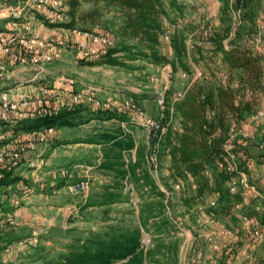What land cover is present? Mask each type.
Here are the masks:
<instances>
[{
	"label": "rangeland",
	"instance_id": "rangeland-1",
	"mask_svg": "<svg viewBox=\"0 0 264 264\" xmlns=\"http://www.w3.org/2000/svg\"><path fill=\"white\" fill-rule=\"evenodd\" d=\"M176 3L182 10L180 12L169 8V13L176 22L166 24L170 32L162 37L163 54L172 56L168 43L171 33L177 28L183 35L190 57L198 51L204 56L210 55L212 43L209 36L225 25L221 1L176 0ZM5 4L9 2L0 0V6H6ZM63 8L65 10L63 18L66 21L67 3ZM38 15L42 19L37 18L31 22L32 34L45 41L44 51L52 56V59L48 63L31 65L17 64L9 57L0 56V62L4 64V69L10 72L12 78L9 84L0 80V101L5 94L9 102L31 103L35 99H42L43 90H48L50 93L45 97L48 103L34 106L42 107V111L38 110L42 114L82 106L86 110L102 111L106 115L87 121L85 120L87 115L83 113L84 121L77 122L78 125L73 128H53L52 134L35 132V135H43L46 143L38 144L36 149L24 154L26 158L21 160L23 165L14 170L15 175L21 176L29 184L21 182L4 193L0 191L2 206H0V264H29L23 259L32 254L33 246L40 243V236L51 229L80 231L93 229L99 233L108 232L106 231L108 226L120 225L125 228L132 221L136 222L143 198H150L152 195L144 186L142 168L157 189L167 198L174 200V207L167 205L165 214L172 219L173 234L179 241L178 264H264V232L258 230L255 224L245 225L240 219V226L232 231L227 229L224 223L214 222L207 217L201 206L196 209L200 211L194 214L195 221L190 218L180 199L182 194L194 189V184L192 180L177 182L169 178V158L161 149L163 137L168 129L172 128L174 133L180 130L179 118L173 112L169 118L165 115L167 98L177 101L187 84L195 81L227 82L228 73L220 57L213 63L210 62L209 68L204 62L196 64L190 59L191 75L180 70L173 72L168 64L153 65L141 60L131 63L133 69L89 65L88 62L95 61L78 56L79 46L83 44L89 49L96 50L99 55L107 48L105 44L94 43L82 34L79 37L69 33V29L49 27L45 22H54L45 14ZM8 24V19L3 21L1 19L0 29L9 30ZM77 30L90 32L79 28ZM91 32L106 38L110 42L109 48L116 43V27L111 16L104 17L100 27ZM256 35H260L264 41V0H250L244 4L242 0L232 9L230 36L239 44L252 49L253 37ZM260 47L262 53L260 55L264 59V47ZM32 68H36V71L42 69L53 71L51 69L54 68L64 70L67 75L60 76L65 79L62 82L48 83L46 86L35 88L33 84L18 80L27 76V72L33 74ZM77 77L81 81H78ZM76 92L84 93L87 99L75 102L72 96ZM91 94L90 101L88 97H91ZM256 104L253 115L247 117L241 126L230 133L232 134L230 138L232 142L246 145L251 155L264 160L263 93L256 95ZM31 106L28 104L25 107V118L30 113L35 115L36 109H32ZM126 117L128 120H124ZM9 118L16 119L15 116ZM135 119L139 120L140 125L136 124ZM0 126V152L7 151L10 146L15 148L14 146L23 144V136L29 134L16 131L17 122L11 125L2 123ZM106 134L117 135L118 140H130L133 145L128 150L111 149L110 154L120 158L109 160L105 158V153L111 146L90 143L75 145L72 140L60 139L74 135ZM51 139L54 140L52 144ZM66 158L69 163L74 160L78 165L71 169L67 167L69 164L53 165L56 161L64 163L63 160ZM26 160H34L35 166L31 168L26 165ZM109 162L113 163L114 167H108ZM250 170L251 176L244 174L245 180L255 184L260 195L249 193V204L245 207L260 210L264 205L260 202L264 203V193L260 191V188L264 190V164L253 161L250 163ZM120 173L124 176L120 177ZM165 181L170 184L172 191L168 190ZM50 182L52 184L48 186L47 183ZM79 183H84L85 188L74 192L71 187ZM1 192L4 195H1ZM109 192L114 195V203L84 208V204L90 201L94 205L102 203L103 197ZM243 215L246 214H240L239 218L244 217ZM142 230L144 232L143 228ZM150 233L144 232L142 243L147 239L151 241ZM73 236L75 232L66 235L68 240ZM44 243L49 249H53L52 251L63 248V245L55 244L49 239ZM150 244L142 245L147 250Z\"/></svg>",
	"mask_w": 264,
	"mask_h": 264
},
{
	"label": "trees",
	"instance_id": "trees-1",
	"mask_svg": "<svg viewBox=\"0 0 264 264\" xmlns=\"http://www.w3.org/2000/svg\"><path fill=\"white\" fill-rule=\"evenodd\" d=\"M220 1L225 25L209 36L212 48L208 56L198 51L190 57L183 35L177 28L171 33L168 43L172 56L163 54L162 37L170 32L166 24L176 22L171 17L169 8L180 12L182 10L176 0H67V20L45 23L49 27L92 31L100 27L104 17L111 16L116 27V43L105 48L98 59L90 60L95 62H88L89 65L133 69L131 63L141 60L153 65L168 64L173 72L180 70L191 75L190 59L196 64L205 63L209 68V63L220 57L228 73L227 82L195 81L187 84L177 101L167 98L165 115L169 118L173 112L179 118L180 130L174 133L169 128L163 137L161 149L169 158V178L177 182L192 180L194 184V189L182 194L180 199L190 218L195 221V215L200 211L196 209L201 206L203 213L212 221L224 223L227 229L233 231L240 226V214L254 217L258 226H264V205L260 210L245 206L234 210L241 202L242 188L239 187L236 193H232L229 186L240 174L251 176V162L264 164V160L251 155L247 146L238 142H232L230 149H227L231 128L234 125L241 126L247 117L253 115L257 106L256 95L264 94V59L230 36L231 12L233 6H237L242 0ZM249 1L243 0V4ZM37 17L42 19L39 15ZM31 107L36 109L35 115L30 113L18 121L16 131L47 133L48 128L75 127L77 122L84 121L83 113H86L87 121L106 115L102 111L86 110L82 106L44 114L38 111H42V107ZM124 120H128L127 117ZM116 137L114 134L90 135L83 138V141L111 146L105 153V158L110 160L120 158L111 155L110 151L128 150L133 145L130 140H118ZM11 148L12 146L8 150ZM24 158L25 156L22 157ZM107 165L114 167L111 162ZM14 170L16 169L8 170L7 165H0V191L3 193L21 182L29 184L21 176L15 175ZM119 176L124 175L120 173ZM142 179L152 195L150 198H143L136 222L132 221L125 228L120 225L108 226V232L99 233L93 229H51L40 236V243L33 246L32 254L23 261H28L29 264H178L179 241L173 234L172 219L165 214L167 205L174 207V200L157 189L144 168ZM164 183L172 191L170 184L167 181ZM260 191L264 193L262 188ZM113 198L114 195L109 192L103 197L102 203L94 205L90 201L84 204V208L114 203ZM142 228L144 232H151V244L147 250L142 245ZM71 232H75V236L68 240L66 235ZM48 239L63 245V248H56L57 252L52 251L44 243Z\"/></svg>",
	"mask_w": 264,
	"mask_h": 264
},
{
	"label": "built area",
	"instance_id": "built-area-1",
	"mask_svg": "<svg viewBox=\"0 0 264 264\" xmlns=\"http://www.w3.org/2000/svg\"><path fill=\"white\" fill-rule=\"evenodd\" d=\"M9 4H5L6 6H0V20H9V30H1L0 29V56L1 57H9L10 60L17 64H31V65H41L43 63H48L51 61L52 56H50L46 51H44L45 41L39 40L37 37H34L32 34V25L31 22L36 20L38 14H45L48 18L51 19L54 23L64 22V14L65 11L63 6L66 4L67 0H7ZM239 23L240 17H239ZM69 33L78 35L80 34L89 40H93L94 43H103L108 48L110 42L106 38H102V36L96 35L94 32H82L77 29H69ZM167 33L165 34V36ZM167 38V37H166ZM252 50L254 53L260 55L262 54L260 51V46L264 47V41L261 36L256 35L253 37L252 41ZM264 53V51H263ZM85 60H95L98 59L100 54L97 55V51L94 49H89L85 45L81 44L78 48V56ZM4 64L0 63V80H4L5 84H9L11 81V74L7 70L4 69ZM48 90H43L44 97L42 99H35L30 102H20L16 103L15 101L9 102L4 94V98L0 101V125L2 123H16L25 118V107L29 104V106H41L47 104L48 101L45 99ZM73 100L75 102L84 100V93L76 92L73 93ZM88 99L92 100L91 97ZM159 102H161L159 100ZM15 116L16 119L12 120L9 117ZM17 120V121H16ZM136 124H139V120L135 119ZM238 127L233 126L231 129V133L234 132ZM1 129V126H0ZM53 128H48L47 133L52 134ZM1 131V130H0ZM8 135V132L6 133ZM35 132L26 134L23 136L24 143L20 146L15 147L14 149L1 151L0 152V165H7L8 170H12L13 168H19L21 165V160L24 154L27 152L33 151L36 149L38 144L46 143V138L43 135H35ZM35 135V136H34ZM232 135V134H231ZM230 135V136H231ZM1 137V136H0ZM231 138L229 140V145L227 149H230L231 146ZM23 155V156H22ZM26 158V157H25ZM234 159V157H232ZM27 165L31 168L35 166L34 160L29 161L26 160ZM246 177L244 174H240L237 178L233 179L230 183V190L232 193H236L238 188H242L241 194V202L237 204L235 207L239 210L241 207L248 206V198L250 194H258L260 195L259 190L256 188L255 184H251L248 180H245ZM247 182V184H245ZM74 192H78L85 188L84 183H79L71 187ZM250 193V194H249ZM257 209H259L257 207ZM241 217V221L244 222L245 225H256L258 230L263 231L264 226H258V222L254 217H250L248 215H243ZM10 220V219H9ZM11 221V220H10ZM150 239H147L145 242L143 241V245L148 246L150 244Z\"/></svg>",
	"mask_w": 264,
	"mask_h": 264
},
{
	"label": "crops",
	"instance_id": "crops-1",
	"mask_svg": "<svg viewBox=\"0 0 264 264\" xmlns=\"http://www.w3.org/2000/svg\"><path fill=\"white\" fill-rule=\"evenodd\" d=\"M3 23H5V22H3ZM32 69L34 70L32 72L33 74H31L30 72H27V74H28V75L26 74L27 76L21 77L18 80L26 81V84H29V85L33 84V86L35 88L40 87L42 85L46 86V85H48V83H53V82H58V81L62 82V80H65V79L64 78L62 79L60 76H62V77L64 76L65 77L67 75L64 70H60L59 71V70H54V68L51 69L53 71H49L50 69L49 70L48 69L47 70L46 69H42L41 71H36V68H32ZM32 69H30V70H32ZM77 80L79 81L80 79H78V77H77ZM0 87H1V85H0ZM74 136L73 137L72 136L71 137H61L60 139H61V141L72 140L73 144L78 145V144H84V141H83L84 139L83 138H85L88 135H82V136L81 135H76L75 137ZM52 143H54V140L51 139L50 140V144H52ZM50 144L48 143L47 147H49ZM54 146H57V144H54ZM67 159L68 158L63 160L64 163H58V161H56L55 163H53V165H55V166H62V165L65 166L66 165L67 166L69 164L67 166L68 169H71L72 167L78 165V163H74V160H73V162L69 163ZM75 162H77V161H75ZM25 164L27 165L26 161H25ZM22 165L23 164H21L20 166H22ZM49 184H52V182L47 183L48 186H50ZM44 185H46V184H44Z\"/></svg>",
	"mask_w": 264,
	"mask_h": 264
}]
</instances>
